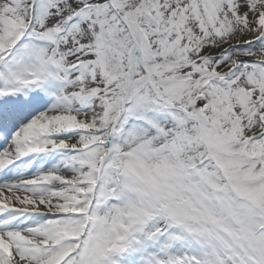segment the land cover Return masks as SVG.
Wrapping results in <instances>:
<instances>
[{
	"label": "snow or ice",
	"instance_id": "1",
	"mask_svg": "<svg viewBox=\"0 0 264 264\" xmlns=\"http://www.w3.org/2000/svg\"><path fill=\"white\" fill-rule=\"evenodd\" d=\"M0 264H264V0H0Z\"/></svg>",
	"mask_w": 264,
	"mask_h": 264
}]
</instances>
